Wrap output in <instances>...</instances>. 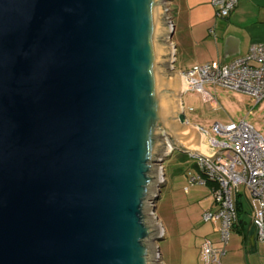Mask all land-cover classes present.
<instances>
[{
  "label": "water",
  "instance_id": "obj_1",
  "mask_svg": "<svg viewBox=\"0 0 264 264\" xmlns=\"http://www.w3.org/2000/svg\"><path fill=\"white\" fill-rule=\"evenodd\" d=\"M161 1L0 0V264H155L153 164L198 152Z\"/></svg>",
  "mask_w": 264,
  "mask_h": 264
},
{
  "label": "rangeland",
  "instance_id": "obj_2",
  "mask_svg": "<svg viewBox=\"0 0 264 264\" xmlns=\"http://www.w3.org/2000/svg\"><path fill=\"white\" fill-rule=\"evenodd\" d=\"M168 1L158 2L166 8L164 21L171 20ZM165 40L167 41L164 45L171 47L168 38ZM172 52L171 48V57ZM168 65L171 66V62ZM173 67L175 71L180 69L175 63ZM167 72L173 73V70L169 69ZM180 94V109L182 106L186 121L189 125L198 126L207 135H214L212 131L214 123L225 125L244 120L264 140V100L255 105L252 98L246 94L210 85H205L203 92L186 90L182 96ZM167 150L160 156L162 163L153 164L159 167L163 179L158 198L153 203L154 221L166 234V237L161 236L158 241L156 238L152 239L158 248V256L154 263L162 264L160 260L162 259L164 264H201L207 245L211 244L213 248L219 250L223 247L216 231L217 224L202 220V215L214 211L216 205L208 186L189 183L191 177L199 175L197 159L179 150ZM241 190L240 188L238 193L242 197L241 200L238 198L240 203L238 211L248 225L251 209ZM250 200L255 208L256 202L252 198ZM225 251L222 257L224 264H264V247L260 243H255L253 250L247 249L245 252L242 236L238 231H231Z\"/></svg>",
  "mask_w": 264,
  "mask_h": 264
},
{
  "label": "built area",
  "instance_id": "obj_3",
  "mask_svg": "<svg viewBox=\"0 0 264 264\" xmlns=\"http://www.w3.org/2000/svg\"><path fill=\"white\" fill-rule=\"evenodd\" d=\"M239 0H211L215 15L225 18L235 9ZM213 31L210 30L211 34ZM185 90L203 92L205 85L221 87L246 94L256 105L264 100V44L251 45L247 55L230 63H207L181 74ZM204 137L206 154L188 153L197 159L199 175L189 179L190 184L208 186L216 205L214 212L202 215L204 222H219L220 241L225 247L230 233L240 220L236 201L240 188L251 209L248 226L256 240L264 247V140L244 120L222 125L214 123V135ZM170 151L171 150V147ZM206 156L214 158L210 161ZM250 198L256 202L255 208ZM225 250L207 245L204 248L207 264H223Z\"/></svg>",
  "mask_w": 264,
  "mask_h": 264
},
{
  "label": "crops",
  "instance_id": "obj_4",
  "mask_svg": "<svg viewBox=\"0 0 264 264\" xmlns=\"http://www.w3.org/2000/svg\"><path fill=\"white\" fill-rule=\"evenodd\" d=\"M168 2L173 27L170 38L173 51L171 67L178 77L207 63L218 65L230 63L247 55L251 45L264 44V0H239L235 9L225 18L215 15L211 0H169ZM210 30L213 31L211 34ZM174 63L179 65V71H175ZM182 84L181 96L186 91L183 78ZM181 109L183 111L182 106ZM186 125H189L188 122ZM189 126L195 128L196 142L203 144L205 139L199 131L200 128ZM240 220L243 219L240 218ZM209 222L217 224L218 230L214 227L213 232L216 230L220 239L219 222ZM232 230L238 231L242 236L245 252L247 249L253 250L255 243H259L254 233L247 232L248 234L243 238V232L241 233L240 229ZM162 236L166 237L163 229ZM225 247L223 246L222 250H225ZM222 257L221 262L224 264ZM160 260L164 264L162 259ZM200 263L207 264L206 256Z\"/></svg>",
  "mask_w": 264,
  "mask_h": 264
},
{
  "label": "trees",
  "instance_id": "obj_5",
  "mask_svg": "<svg viewBox=\"0 0 264 264\" xmlns=\"http://www.w3.org/2000/svg\"><path fill=\"white\" fill-rule=\"evenodd\" d=\"M240 203L238 202V201H236V211H237V214H238V216H239V218H242V217H240V215H239V211H238V205H239ZM234 228H236V229H240V232L242 231L243 232V238H245L246 237V235L248 234V233H254V230L252 229V228H250L245 222H244V220H239L238 221V225H235V227ZM241 232V233H242ZM248 232V233H247Z\"/></svg>",
  "mask_w": 264,
  "mask_h": 264
},
{
  "label": "bare ground",
  "instance_id": "obj_6",
  "mask_svg": "<svg viewBox=\"0 0 264 264\" xmlns=\"http://www.w3.org/2000/svg\"><path fill=\"white\" fill-rule=\"evenodd\" d=\"M185 89V88H184ZM168 150L167 151H169L170 150V148H167ZM195 149L197 150V151H199L201 154H204V153H202V152H205L206 153V148H205V146L203 145V144H201L200 142H196L195 143ZM160 177H161V174H160ZM161 179H162V177H161ZM163 180V179H162ZM161 229V228H160ZM161 232H162V229H161Z\"/></svg>",
  "mask_w": 264,
  "mask_h": 264
}]
</instances>
